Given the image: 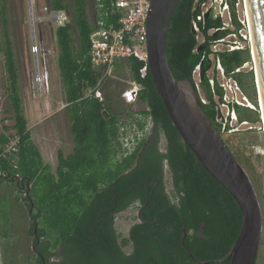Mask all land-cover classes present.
I'll return each mask as SVG.
<instances>
[{
  "label": "trees",
  "instance_id": "obj_1",
  "mask_svg": "<svg viewBox=\"0 0 264 264\" xmlns=\"http://www.w3.org/2000/svg\"><path fill=\"white\" fill-rule=\"evenodd\" d=\"M93 1L96 10L103 4L100 8L103 18L110 22L113 19L111 1ZM87 6L88 0H50L51 10L71 13L77 29L75 38L71 21L56 27L60 49L58 69L69 113L73 150L68 154L61 148L58 150V164L53 171L32 138L20 94L13 42L8 34L11 4L10 0H0L5 34L2 50L15 120L13 133L0 132V144L9 142L14 134L20 136L17 167L13 166V157L6 159L8 175L0 177V183L14 184L19 189L29 217L39 220L40 236L52 228H67L68 241L88 251V264H197L186 246L199 261L225 257L239 235L242 211L181 139L156 90L150 69L143 74V62L135 57L129 59V67L133 81L139 86L138 98L146 106L140 113L151 116L154 124L134 151L126 155L121 152L117 137L123 112L115 113L98 93L97 87L106 68L94 66L88 56L94 23L88 18ZM193 7L194 0H179L167 35V53L174 75L190 81L198 92L193 73L200 63L204 68L209 64V59L202 58L210 48L206 42L202 50H195ZM211 25L213 22L209 21L208 26ZM225 33L227 31L217 32L213 37ZM220 59L225 74H233L257 107L254 110L236 104L238 119L260 122L253 69L232 73L251 61L250 49L224 51ZM214 77V87L206 73L199 82L206 97L209 96L207 103H201L221 133L215 97L222 99L224 90L216 75ZM89 88L93 89L91 96L82 99ZM242 109L249 110L250 115ZM161 135L166 139L165 150L160 146ZM166 166L171 173L173 191L178 194L177 202L172 201L166 189ZM136 201L143 205L145 222L134 224L129 235L119 241L122 235L114 226L115 215ZM29 233L33 236V225ZM129 243L133 250L126 254L123 247ZM210 264H230V261Z\"/></svg>",
  "mask_w": 264,
  "mask_h": 264
},
{
  "label": "rangeland",
  "instance_id": "obj_2",
  "mask_svg": "<svg viewBox=\"0 0 264 264\" xmlns=\"http://www.w3.org/2000/svg\"><path fill=\"white\" fill-rule=\"evenodd\" d=\"M10 4L12 11L9 15L8 34L13 42L19 72V88L25 114L29 121L32 138L38 145L43 160L49 163L52 170L55 171L58 164V150L60 148L63 149L65 154L73 150L69 113L58 69L60 49L56 39L57 24L50 17L52 12L50 0H10ZM94 5L93 0H88L87 15L93 23L97 12ZM64 11L69 17V21L73 23V32L76 38L77 29L74 25V19L71 13L67 10ZM206 13H209V11ZM206 13L205 17L208 18L209 14L206 16ZM209 21L213 22V25L208 26ZM216 25L212 18L211 20L210 18L207 19V29L204 31L206 36L205 43H209L214 38H219L220 36L213 37L217 32H224L209 33V28ZM4 35V28L0 19V132L10 134L15 131L12 127L15 120L11 100L8 97L6 57L2 50ZM208 39L210 40L208 41ZM196 40L195 50H199V46H204L205 43H202L201 39L197 37ZM243 44L245 45L243 48L236 50L249 48L251 54L252 43L244 40ZM221 53L220 51L219 55ZM200 64L196 66L193 74L198 83L197 90L201 96V101L207 103L208 99L199 83ZM208 65L210 67L205 73L209 76V79L216 75L218 82L227 85L220 68L216 64V58L212 61L209 60ZM253 66L251 59V61L244 63L243 66L236 68L232 73L252 69L254 71ZM223 70L225 73L224 67ZM39 73H44V75L48 73L47 84H44V82L38 83ZM229 75L233 76V74ZM131 78L127 61L117 59L98 84L97 88L100 97L103 101H106V106L114 110L115 113L123 112L125 115L127 112L132 113L136 109H144L146 107L137 96L135 103H132V95H136V87L131 82ZM228 88L226 90L223 88V96L226 95L227 99L232 97V92ZM237 96L242 98V93L237 92ZM215 98L217 99L218 110L222 114L218 118L222 120L223 116L226 115L227 108L221 102L223 97L222 99L217 96ZM247 98L250 100L248 96ZM246 107L257 109L254 103L252 106L247 105ZM242 110L246 114L250 115L251 113L249 110ZM244 122L238 119L236 113V119H229L227 122L228 127L223 133L221 132V135L235 158L248 172L257 191L262 211L263 227L256 264H264V131L260 122L252 123L246 121L248 123L243 124ZM217 123L220 129L222 123L219 119H217ZM5 126L8 128L4 129ZM160 146L165 150L166 139L163 135H161ZM5 179L8 180V178ZM165 182L166 189L173 191L172 177L168 168L165 173ZM118 222L121 223L119 225L121 228H123V224H128L127 220H123V216H120V221ZM29 227V212L22 201L19 189L14 184L0 183V264H29L33 256L31 248L33 236L29 233Z\"/></svg>",
  "mask_w": 264,
  "mask_h": 264
},
{
  "label": "water",
  "instance_id": "obj_3",
  "mask_svg": "<svg viewBox=\"0 0 264 264\" xmlns=\"http://www.w3.org/2000/svg\"><path fill=\"white\" fill-rule=\"evenodd\" d=\"M178 3L179 0H151L147 20V45L152 79L181 139L206 171L232 195L243 215L239 235L223 258L197 260L186 246L184 240L186 229L183 244L197 264L224 261H230V264H256L263 220L255 186L246 169L235 158L221 133L208 117L199 93L190 81L178 79L169 64L167 35ZM247 6L253 38L251 59L254 64L258 111L264 131V0H247ZM208 14L206 13V16ZM198 49L202 50L203 46H199ZM209 67L210 65H207L204 68L203 64H200V81ZM221 116L218 110L217 117Z\"/></svg>",
  "mask_w": 264,
  "mask_h": 264
},
{
  "label": "built area",
  "instance_id": "obj_4",
  "mask_svg": "<svg viewBox=\"0 0 264 264\" xmlns=\"http://www.w3.org/2000/svg\"><path fill=\"white\" fill-rule=\"evenodd\" d=\"M110 1V11L113 14V19L110 22H107L103 18V13L100 9L103 4L100 3V8L97 9L94 28L90 34L89 59L94 66L106 68L107 73L117 59L126 60L128 69L130 70L129 59L135 57L143 62L141 72L145 74L149 68L147 20L151 0ZM207 11H209L208 18L210 20L212 18L217 24L209 28V33L214 34L217 31H227L226 34L219 38L208 39V41L210 40L211 51L204 54L202 58V60L207 58L211 61L216 58V64L220 68L227 85L224 83L221 84L220 82L219 84L225 90L229 87L228 89L232 92V97L227 99L225 95L221 100L222 104L227 108L226 115L222 119L223 122L221 118H217L222 123L220 130L223 133L228 127L227 122L229 119H236V111L234 109L236 104L241 106L252 105L248 102V98L243 93L237 80L233 76H228L224 73L219 52L243 48L245 46L243 44L244 40L252 43L250 22L247 14L246 0H194L191 21L192 29L195 37L201 39L202 43L206 41L204 31L207 29L208 18L205 17ZM107 13L108 11L105 15ZM50 17L56 22L57 26H64L69 21V17L64 10H52ZM219 45L223 47L221 48ZM38 76L39 84L41 82L47 84L48 73H45V75L44 73H39ZM209 80L211 81L212 87H214V75ZM131 82L136 87V95H132V103H135L136 96L138 97L139 86L132 78ZM92 91L93 89H87L82 99L91 96ZM237 92L242 93V98L237 96ZM203 102L205 103V101ZM140 110L136 109L132 113L127 112L125 115L123 113L124 116L121 115L119 118L117 144L121 152L125 155L134 151L153 128L154 123L152 117L149 115L145 116L143 113H140ZM19 139L20 136L14 134L9 142L0 144V177H6L8 175L5 160L9 159L10 156L13 157V166L17 167L16 161L19 159L17 154ZM118 224L120 225L121 223L118 222ZM119 229L122 228L119 227Z\"/></svg>",
  "mask_w": 264,
  "mask_h": 264
},
{
  "label": "flooded vegetation",
  "instance_id": "obj_5",
  "mask_svg": "<svg viewBox=\"0 0 264 264\" xmlns=\"http://www.w3.org/2000/svg\"><path fill=\"white\" fill-rule=\"evenodd\" d=\"M167 166L164 171L166 173ZM173 202L178 201V194L174 191H168ZM137 212L135 214V211ZM143 205L136 201L131 203L126 209L118 212L115 215L114 226L117 233L122 236L119 237V241L123 237H127L134 224L137 222H145L142 218ZM120 216H123V220L128 224H123V228L119 229L118 221ZM126 219V220H125ZM33 225V243L32 251L33 256L31 257L29 264H88V251L79 249L75 245L68 241V233L65 232L67 228H52L51 231L44 235H39L38 227L39 220L30 217V227ZM29 227V228H30ZM133 245L131 243L123 247V251L126 254L132 253Z\"/></svg>",
  "mask_w": 264,
  "mask_h": 264
},
{
  "label": "bare ground",
  "instance_id": "obj_6",
  "mask_svg": "<svg viewBox=\"0 0 264 264\" xmlns=\"http://www.w3.org/2000/svg\"><path fill=\"white\" fill-rule=\"evenodd\" d=\"M246 6H247V0H246ZM247 14H248V16H249V12H248V6H247ZM249 22H250V19H249ZM250 36H251V40H252V43H253V38H252V31H251V25H250ZM254 46V45H253ZM254 48V47H253ZM254 55H255V53H254ZM256 59V58H255ZM258 72V71H257ZM260 95H261V93H260ZM260 98H261V96H260ZM248 102L251 104V105H253V103L250 101V100H248ZM261 103H262V98H261ZM262 107H263V104H262ZM245 123H248V122H244L243 124H245ZM263 129V128H262Z\"/></svg>",
  "mask_w": 264,
  "mask_h": 264
},
{
  "label": "crops",
  "instance_id": "obj_7",
  "mask_svg": "<svg viewBox=\"0 0 264 264\" xmlns=\"http://www.w3.org/2000/svg\"><path fill=\"white\" fill-rule=\"evenodd\" d=\"M38 146V145H37Z\"/></svg>",
  "mask_w": 264,
  "mask_h": 264
}]
</instances>
